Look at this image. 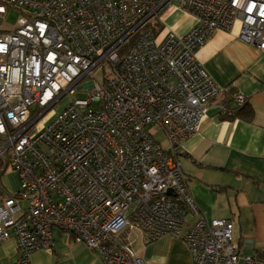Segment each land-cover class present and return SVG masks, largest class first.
<instances>
[{
  "label": "built area",
  "instance_id": "built-area-1",
  "mask_svg": "<svg viewBox=\"0 0 264 264\" xmlns=\"http://www.w3.org/2000/svg\"><path fill=\"white\" fill-rule=\"evenodd\" d=\"M169 7L196 23L155 34L152 20ZM237 22L239 39L264 52V0H0V240L14 238L19 264L51 250L55 230L103 264H143L135 231L180 238L191 264H264V253L242 252L231 220L201 213L177 153L222 91L196 51ZM77 92L86 99L35 127ZM8 169L15 193L3 192Z\"/></svg>",
  "mask_w": 264,
  "mask_h": 264
},
{
  "label": "crops",
  "instance_id": "crops-1",
  "mask_svg": "<svg viewBox=\"0 0 264 264\" xmlns=\"http://www.w3.org/2000/svg\"><path fill=\"white\" fill-rule=\"evenodd\" d=\"M161 32L185 34L194 16L177 7L161 11ZM231 32L217 30L196 51V60L222 91L205 110L199 130L177 148L188 189L208 219L233 222V238L245 254L264 253V52ZM247 98L250 119H224V105L235 106L233 95ZM197 216H189L191 224ZM185 230V228H184ZM143 264H191L190 251L175 236L146 241L135 231L129 234ZM0 264H19L14 238L0 240ZM28 264H103L97 253L82 241L59 230L53 232L51 250L31 253Z\"/></svg>",
  "mask_w": 264,
  "mask_h": 264
},
{
  "label": "rangeland",
  "instance_id": "rangeland-1",
  "mask_svg": "<svg viewBox=\"0 0 264 264\" xmlns=\"http://www.w3.org/2000/svg\"><path fill=\"white\" fill-rule=\"evenodd\" d=\"M18 13L15 11L9 10L5 15L3 20L5 27L12 28L15 25ZM156 21L152 20V23L155 26ZM87 95L85 92H77L73 95H67L62 98L54 107L47 111L45 115L36 123L35 127L41 129L48 121H50L60 110H62L70 101L73 99H86ZM155 139L160 143L162 147H166V141L160 130L156 131L154 135ZM2 187L4 193H15L18 189V179L15 174L11 173L9 169L5 172L2 177ZM24 205V202L20 203Z\"/></svg>",
  "mask_w": 264,
  "mask_h": 264
},
{
  "label": "trees",
  "instance_id": "trees-1",
  "mask_svg": "<svg viewBox=\"0 0 264 264\" xmlns=\"http://www.w3.org/2000/svg\"><path fill=\"white\" fill-rule=\"evenodd\" d=\"M160 23L156 21L155 26L153 27L154 33H158L161 30L159 25ZM251 108L247 105V102L240 106H234L233 108L229 107L227 104L224 105L223 111L220 114L221 118L224 119H235V118H245L250 119L251 117Z\"/></svg>",
  "mask_w": 264,
  "mask_h": 264
}]
</instances>
